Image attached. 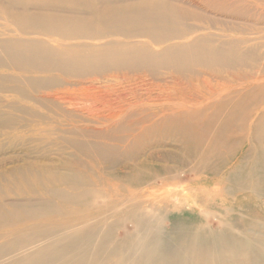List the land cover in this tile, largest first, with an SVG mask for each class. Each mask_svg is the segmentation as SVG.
I'll return each instance as SVG.
<instances>
[{
    "label": "bare ground",
    "instance_id": "6f19581e",
    "mask_svg": "<svg viewBox=\"0 0 264 264\" xmlns=\"http://www.w3.org/2000/svg\"><path fill=\"white\" fill-rule=\"evenodd\" d=\"M126 69L173 96L64 107ZM16 144L0 264H264V0H0V151Z\"/></svg>",
    "mask_w": 264,
    "mask_h": 264
},
{
    "label": "rangeland",
    "instance_id": "374dc122",
    "mask_svg": "<svg viewBox=\"0 0 264 264\" xmlns=\"http://www.w3.org/2000/svg\"><path fill=\"white\" fill-rule=\"evenodd\" d=\"M186 24L189 26L193 25L192 22H187ZM218 26L221 27L224 24H219ZM112 73L114 72H109L106 77L95 76L98 80L91 83H76L78 86L75 89L62 95L65 100L64 107L84 115L109 118L117 115L121 108L130 107L137 110V108L143 107L153 110L159 107L163 100L173 96L172 89L163 87L162 81L153 80L140 72L126 69L123 73L128 78H124L121 73L118 75H112ZM159 73L162 75L167 73V71L160 70ZM80 81L83 80L79 79ZM209 90L210 87L207 85V87L201 89V92L208 93ZM151 145H153L151 147H156V144ZM163 145L167 148H172V146H175V138L165 139V144ZM8 146L7 144L5 147L7 148ZM25 153V147L21 144H16L12 148L0 151V155H2L0 158L11 156L22 159ZM50 157L63 159V157L66 158L67 156L50 154ZM16 201L9 200V202Z\"/></svg>",
    "mask_w": 264,
    "mask_h": 264
}]
</instances>
